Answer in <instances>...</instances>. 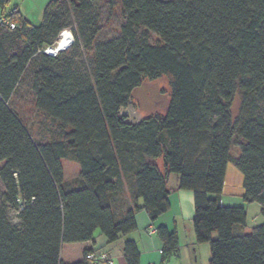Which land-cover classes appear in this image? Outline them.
<instances>
[{"label": "trees", "instance_id": "obj_1", "mask_svg": "<svg viewBox=\"0 0 264 264\" xmlns=\"http://www.w3.org/2000/svg\"><path fill=\"white\" fill-rule=\"evenodd\" d=\"M103 1L120 7L123 22L119 36L98 41ZM10 3L0 0L9 22L0 21V264H63V243L93 241L98 231L113 243L137 230L141 209L155 222L170 209L171 174L194 193L196 241L210 244V264H264V223L240 231L246 208L221 200L231 164L244 202L264 216V0H51L39 25L17 8L7 13ZM66 28L74 48L45 53ZM80 44L94 52L91 74L77 69ZM27 75L61 139L38 142L11 105ZM162 76L171 87L166 111L130 121L121 110L134 90ZM63 159L80 164L73 183ZM156 232L164 264L179 236L165 225ZM124 255L140 264L136 241L125 242Z\"/></svg>", "mask_w": 264, "mask_h": 264}, {"label": "crops", "instance_id": "obj_2", "mask_svg": "<svg viewBox=\"0 0 264 264\" xmlns=\"http://www.w3.org/2000/svg\"><path fill=\"white\" fill-rule=\"evenodd\" d=\"M51 0H11L6 12L10 13L17 8L18 11L30 22L39 25L42 22V14L45 6ZM162 165V160H158ZM233 165L228 166L226 182L222 192L221 200L224 205L236 206L240 204H228L223 201L225 194L239 197L241 200L244 195L243 177L236 172ZM234 177V180H233ZM177 175L171 174L168 179L170 209L160 215L153 222L144 209L136 212L137 230L126 236L120 237L117 241L110 243L108 238L101 232H97L93 241L78 243H63L60 259L63 264H73L84 260V252L87 249H94L107 252L113 259V264H127L124 255V244L127 240L137 242L140 250V264H162L163 242L156 232L157 226L165 225L170 230H176L179 236V249L164 264H195L197 263V253L201 243H197L193 226L195 213L194 193L191 190L179 189ZM128 205H133L134 200L130 194V186L124 182ZM212 197H214L212 195ZM244 201V200H243ZM139 206L143 205V199L137 200ZM200 244V245H199ZM197 246V249H196ZM204 251L207 245H201Z\"/></svg>", "mask_w": 264, "mask_h": 264}, {"label": "rangeland", "instance_id": "obj_3", "mask_svg": "<svg viewBox=\"0 0 264 264\" xmlns=\"http://www.w3.org/2000/svg\"><path fill=\"white\" fill-rule=\"evenodd\" d=\"M102 16L100 19L101 31L98 35V41H105L119 36L120 26L123 22L121 9L114 6L110 9L108 2L103 1ZM43 17V14H42ZM78 30L77 26H74ZM150 40L155 43L159 40L156 34L150 35ZM75 46V44H74ZM74 46L70 49L72 50ZM77 69L83 73L91 74L93 69L94 52L85 50L80 44L78 49ZM171 94V87L166 77L162 76L155 80H145L137 87L132 96V100L128 107L121 110L123 115H127L132 122H138L151 114L160 112L164 113L168 107ZM11 105L22 116L28 125L34 138L40 143H49L59 140L62 137L63 129L60 123L41 111L35 102V95L32 90L30 77L27 75L17 88L16 93L11 99ZM241 96L237 94L233 103V116L236 117L240 112ZM235 148V153H237ZM64 176L66 183H73L80 175V164L70 159H63ZM231 165V164H230ZM229 165V168H230ZM1 166V164H0ZM235 168V167H234ZM236 169V168H235ZM240 174L238 170H236ZM175 175V174H173ZM234 180V177H233ZM4 191V185L0 180V193ZM214 195V194H212ZM223 201L228 204H240L236 206H244L247 212V222L245 226H239V230L249 233L254 227L264 223V216L261 212V206L258 203H246L236 196L225 194ZM10 217L13 223L17 224V212L10 210ZM207 245L206 250H202L201 245ZM200 245V244H199ZM197 253V263L210 264L211 248L209 243H201ZM197 249V246H196Z\"/></svg>", "mask_w": 264, "mask_h": 264}, {"label": "built area", "instance_id": "obj_4", "mask_svg": "<svg viewBox=\"0 0 264 264\" xmlns=\"http://www.w3.org/2000/svg\"><path fill=\"white\" fill-rule=\"evenodd\" d=\"M0 21L3 23L5 22L7 24L9 23L5 18L2 17H0ZM11 27L14 28L15 24H11ZM63 40L66 41V44L64 45L63 49L59 50L58 48L60 46L61 41ZM74 42V32L71 28H66L60 32L55 44L52 46L51 50H54L53 48L58 46L55 48L56 51L51 52L50 47H48L44 50V52L52 56H57L60 52L70 49L73 46ZM84 261L86 262V264H113V259L107 252H101L94 249H90L84 255Z\"/></svg>", "mask_w": 264, "mask_h": 264}, {"label": "bare ground", "instance_id": "obj_5", "mask_svg": "<svg viewBox=\"0 0 264 264\" xmlns=\"http://www.w3.org/2000/svg\"><path fill=\"white\" fill-rule=\"evenodd\" d=\"M65 44H66V41H64V40L61 41L60 46H59L58 49H59V50L63 49V47H64ZM56 47H58V46H56ZM56 47L53 48L54 50H51L52 47H50V51H51V52H55V51H56V50H55Z\"/></svg>", "mask_w": 264, "mask_h": 264}]
</instances>
